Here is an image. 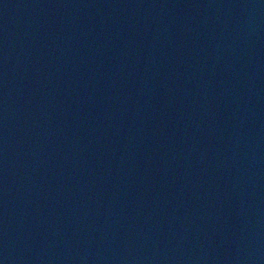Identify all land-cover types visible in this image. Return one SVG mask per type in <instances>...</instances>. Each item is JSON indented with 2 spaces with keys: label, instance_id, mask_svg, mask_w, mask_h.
<instances>
[{
  "label": "water",
  "instance_id": "obj_1",
  "mask_svg": "<svg viewBox=\"0 0 264 264\" xmlns=\"http://www.w3.org/2000/svg\"><path fill=\"white\" fill-rule=\"evenodd\" d=\"M0 264H264V0H0Z\"/></svg>",
  "mask_w": 264,
  "mask_h": 264
}]
</instances>
